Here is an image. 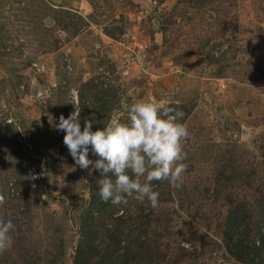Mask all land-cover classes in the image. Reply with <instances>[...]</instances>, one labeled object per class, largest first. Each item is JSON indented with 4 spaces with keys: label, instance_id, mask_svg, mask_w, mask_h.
Instances as JSON below:
<instances>
[{
    "label": "rangeland",
    "instance_id": "obj_1",
    "mask_svg": "<svg viewBox=\"0 0 264 264\" xmlns=\"http://www.w3.org/2000/svg\"><path fill=\"white\" fill-rule=\"evenodd\" d=\"M153 97L184 114L181 186L103 201L58 117ZM0 193V264H264V0H0Z\"/></svg>",
    "mask_w": 264,
    "mask_h": 264
},
{
    "label": "clouds",
    "instance_id": "obj_2",
    "mask_svg": "<svg viewBox=\"0 0 264 264\" xmlns=\"http://www.w3.org/2000/svg\"><path fill=\"white\" fill-rule=\"evenodd\" d=\"M124 111L126 118H121L123 113L113 116L93 130L90 119H85L81 128L80 110L74 108L67 118L58 117L56 129L63 132V144L75 164L99 172L103 201L123 205L133 198L147 200L154 208L159 193L152 181L167 180L177 188L182 183L187 167L183 141L189 135L186 124L180 122L184 114L170 106L167 98L155 97L127 104ZM89 154L96 159H90ZM14 223L11 215L0 216V249L14 240Z\"/></svg>",
    "mask_w": 264,
    "mask_h": 264
},
{
    "label": "water",
    "instance_id": "obj_3",
    "mask_svg": "<svg viewBox=\"0 0 264 264\" xmlns=\"http://www.w3.org/2000/svg\"><path fill=\"white\" fill-rule=\"evenodd\" d=\"M247 134H248V131H247V133H246L245 135H247ZM245 135H244V136H245ZM245 137H246V136H245ZM246 138H247V137H246ZM246 138H245V140H246ZM247 141H248V140H247Z\"/></svg>",
    "mask_w": 264,
    "mask_h": 264
}]
</instances>
